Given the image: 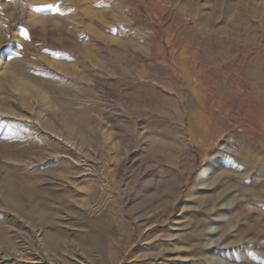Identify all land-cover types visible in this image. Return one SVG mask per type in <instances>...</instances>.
Segmentation results:
<instances>
[{"label": "rangeland", "instance_id": "rangeland-1", "mask_svg": "<svg viewBox=\"0 0 264 264\" xmlns=\"http://www.w3.org/2000/svg\"><path fill=\"white\" fill-rule=\"evenodd\" d=\"M8 49L0 264H264V0H0Z\"/></svg>", "mask_w": 264, "mask_h": 264}, {"label": "bare ground", "instance_id": "bare-ground-1", "mask_svg": "<svg viewBox=\"0 0 264 264\" xmlns=\"http://www.w3.org/2000/svg\"><path fill=\"white\" fill-rule=\"evenodd\" d=\"M13 49V48H12ZM12 49H8L2 53H0V74L4 72V70L7 67V60L11 57L12 55ZM212 166H208L207 170H205V172L209 171L211 169Z\"/></svg>", "mask_w": 264, "mask_h": 264}, {"label": "snow or ice", "instance_id": "snow-or-ice-1", "mask_svg": "<svg viewBox=\"0 0 264 264\" xmlns=\"http://www.w3.org/2000/svg\"><path fill=\"white\" fill-rule=\"evenodd\" d=\"M48 7H52L51 5H49Z\"/></svg>", "mask_w": 264, "mask_h": 264}]
</instances>
